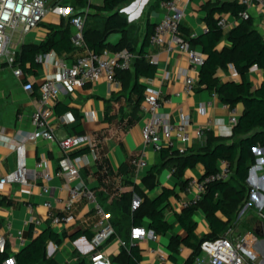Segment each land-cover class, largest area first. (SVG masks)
<instances>
[{
    "label": "crops",
    "instance_id": "crops-1",
    "mask_svg": "<svg viewBox=\"0 0 264 264\" xmlns=\"http://www.w3.org/2000/svg\"><path fill=\"white\" fill-rule=\"evenodd\" d=\"M88 1L95 5L102 3V0ZM153 1L129 0L123 3L122 9L126 13H122L121 10L119 13L126 18L128 29L123 34L112 32L104 37V42L111 47L110 49L120 43V47L129 48L135 55L132 67L118 74L119 86L113 87L104 79L98 78L73 93L62 90L53 106L54 117L69 114L68 118H72L68 123L55 124L56 138L79 134H90L94 138V150L89 149L87 153L79 156H69L79 166L80 179L102 203L114 234L102 245L94 246L91 240L97 230L98 218L92 206L86 201H79L74 205L72 222L59 224L51 222L48 212L60 214L63 202L68 196L67 184L57 165L63 153L54 141L39 136L29 138L25 144L29 183L0 185V199H3L0 203V234L7 238L11 255L8 264L13 262V255L29 242L30 230L35 237L46 228L56 233L59 241H48L44 252L46 257L58 264L65 262L71 264L78 259H83L89 264L91 259L98 255L107 258L110 264H124L129 246L126 244L128 234L133 226L131 214L134 210L130 206L132 197L136 195L142 204L145 200H154L163 190L171 193L166 203L159 209H163L164 219L171 228L165 234H157V240L145 238L133 243L140 249L139 264L192 263L194 255L192 256L190 248L180 243L177 253H172L171 249L177 244V240L184 236L183 229L176 221V214L183 210L180 201L184 194L180 182L200 178L204 174V167L196 163L192 167H186L177 177L173 172L174 164L176 158L182 154L174 152H177L175 147L179 146V143L172 149H165L164 153L154 152L144 144L141 130L150 115L142 109L143 99L146 93L157 92L162 100L160 113L172 122L187 123L191 133L186 149L204 146L205 137L198 139L193 135V130L199 127L215 136L231 140L233 138V126L229 122L231 107L222 104L214 93L198 89L200 66L193 67L185 53L179 50L167 51L164 46L152 47L149 43L143 47L142 55L145 61H148V55L154 56L155 73L152 78L137 77L136 82L142 88L143 98L139 106L134 105L137 95V90L134 89L135 70L139 58L137 55L147 35V23L152 24L147 11ZM212 3L213 0L188 1L181 21L187 34L198 36L204 32L206 29L204 18ZM243 9L249 15L248 20L252 27L264 38V10L257 6ZM143 12L144 18L140 20ZM77 13L84 15L87 29L92 28L89 25L99 20L87 17V14H94L91 9L85 7L84 11L79 10L77 0H54L43 21L23 36L19 48L23 43L49 45L63 34L71 38L73 28L69 24V18ZM241 13L234 16L227 8L219 15L214 14L216 20L223 17L226 22V26L220 29L222 39L217 45L218 51L231 46L227 36L244 19ZM101 24L93 26L95 25L99 31ZM48 25L51 27L48 28ZM194 48L200 52L198 46ZM115 49L117 48H113V51ZM81 53L83 50L76 48L72 52L55 53L49 50L38 56L42 57L41 61L38 60L41 66L35 73L22 71L20 78L13 75L10 67L0 63V177L15 167V155L11 148L13 142L25 139L34 132L31 116L38 106L40 83L47 75L57 73L60 63L69 66ZM52 59L53 63L50 61ZM186 76L194 79L195 87L191 93H185L183 90ZM215 77L220 82L240 81V75L231 63H225L223 67L218 68ZM243 79L250 85L251 90H254L264 81V69H247ZM26 83L32 84L31 91L23 89ZM233 108L238 117L243 109L242 104L238 103ZM127 119L134 120L133 124H125ZM119 121L122 122L121 125ZM81 149L83 148L73 152ZM251 154L253 162L250 167L251 173L250 175L248 173L245 182L248 187L245 198L236 204L235 212L229 219L220 212L215 213V218L224 225L225 232L229 230L232 236L255 231L258 239L254 244V250L258 256V264H264V218L260 216V211L264 207V146H257ZM40 159L45 162L51 174L48 195L41 192V182L35 177L34 164ZM97 160L103 167L97 166ZM139 160H143L145 166L140 167ZM219 163L220 161L218 165ZM225 199L226 202L230 201ZM45 201L50 202V208L44 206ZM124 207L127 210H124ZM193 219L196 222L195 234L198 238L211 234L208 220L201 208L196 209ZM140 223L150 230L146 216L141 217ZM19 232L25 239L23 246H18L17 243L16 237ZM160 255L164 257L162 261L159 259Z\"/></svg>",
    "mask_w": 264,
    "mask_h": 264
},
{
    "label": "built area",
    "instance_id": "built-area-1",
    "mask_svg": "<svg viewBox=\"0 0 264 264\" xmlns=\"http://www.w3.org/2000/svg\"><path fill=\"white\" fill-rule=\"evenodd\" d=\"M54 0H0V63H5L11 68L15 77L22 76L21 69L13 65L14 54L19 50L21 39L31 30L35 29L50 11V4ZM189 0H163L157 8L147 13L152 21L153 29L149 35V45L152 47L164 46L167 51L179 50L187 55L193 67L201 66L203 55L194 47H191L187 38L195 37L194 34H185L180 30L181 21L185 8ZM221 1V0H218ZM244 8L257 6L264 10V0H235ZM241 16L248 19L249 15L242 11ZM69 24L73 28L71 43L76 49H82L83 53L76 56L69 65L60 63L57 73L47 75L38 88L37 108L33 111L31 119L34 132L25 139L14 141L11 148L15 155V167L0 177V185L20 184L27 185V161H26V140L37 136L45 140L54 141L63 153V157L58 161V169L66 182L67 199L63 202V209L60 214L48 212V218L53 224L70 223L73 221V208L79 201H86L92 206L93 212L98 218L96 232L92 238L94 246H100L113 234V228L108 224V215L102 204L97 200L94 192L88 188L80 179L79 166L70 158V153L80 149L88 148L94 150L95 141L90 134H79L55 137V124H65L72 121L69 114L54 117L53 106L58 100L62 90L73 93L84 85L93 82L98 78L104 79L111 86H119L116 77L117 71L129 70L132 67L135 55L124 48L118 51L103 49L101 53L94 54L86 48L83 31L85 17L83 14L72 15ZM219 29L226 26L223 17L218 18ZM206 30V29H205ZM204 30V31H205ZM14 47V50L11 47ZM51 56V55H50ZM148 61L156 64L153 55H148ZM42 60V57L37 58ZM51 63L54 60H50ZM46 62V61H45ZM256 65L250 70H255ZM195 87L194 79L185 77L183 90L191 93ZM26 91L32 90V84L26 83L23 86ZM162 100L157 92L150 91L145 94L142 109L147 112L149 120L142 127V139L144 144L149 146L154 152L162 149H172L176 143L179 146L175 150L182 154L189 143L190 133L186 122L175 123L167 119L160 113ZM53 119L55 121L53 122ZM229 122L234 126L237 122V114L234 108L230 109ZM205 129L196 128L193 135L200 139L204 137ZM140 167L145 166L143 160L138 161ZM35 177L39 179L41 192L45 195L50 193L48 182L51 174L43 160H37L34 164ZM231 175V169L226 161H220L218 169L211 174L202 175L198 179H189L182 186L184 198L180 201L182 209L198 203L208 186L214 182L227 181ZM59 202V200L56 199ZM140 205V199L134 195L131 199V209L135 210ZM44 206L50 208L49 201L44 202ZM264 218V215H261ZM18 246L25 244V239L19 232L17 235ZM150 238L157 240V234L143 226H132L128 234V245L136 241ZM258 237L255 231H246L232 236L229 230L215 239L203 240L199 244V253L193 257L191 264H258V256L254 250V244ZM7 238L0 234V253L5 250ZM125 245V244H124ZM162 261L164 257L159 256ZM63 264H69L65 262ZM89 264H110L107 258L101 255L91 259Z\"/></svg>",
    "mask_w": 264,
    "mask_h": 264
},
{
    "label": "trees",
    "instance_id": "trees-1",
    "mask_svg": "<svg viewBox=\"0 0 264 264\" xmlns=\"http://www.w3.org/2000/svg\"><path fill=\"white\" fill-rule=\"evenodd\" d=\"M127 1L129 0H102L100 5H95L88 0H77L79 10L84 11L86 7L94 12V14H87L88 18L97 19L98 14H103L102 19H100L102 24L99 31L96 30L95 25L93 26L95 23L92 25L88 24L92 27L88 29L86 22L84 24L83 37L89 51L99 54L106 48L111 51L115 47L117 48L115 51L123 49L119 46L120 43L110 49L111 47L105 44L104 37L112 32H121L123 34L128 29L129 24L126 18L117 12L120 6ZM160 1L163 0H154L153 4L149 6L147 13L155 9ZM227 8L230 9L234 16H238L244 10L243 6L236 1L222 3L218 0H213L204 18L206 30L198 36L187 38V41L191 47L198 46L203 55V62L198 72V89H206L214 93L222 104L231 108L241 103L243 109L237 117L236 124L233 126V138L231 140H226L223 137L213 135L210 131H205L204 146L186 149L181 156L176 158L173 172L179 177L186 167H192L194 164L199 163L204 167L203 175H207L214 173L218 169V162L223 160L228 163L231 175L227 181L210 184L198 203L176 214V221L183 229L184 236L177 240V244L172 247V253H177L178 245L181 243L192 250V256H196L199 253V244L203 240L215 239L226 231L224 225L215 218V213L220 212L229 219V216H232L235 212L236 204L245 198L248 191L245 182L253 162L252 150L257 146H264V81L261 82L258 88L251 90L250 85L243 79L244 72L253 65L264 69V38L252 27L250 20L243 19L240 25L233 28L227 36L231 41V46L226 50L218 51L217 45L222 39V33L217 25L218 19L216 20L213 16L214 14L219 15ZM47 27L50 28L51 26L48 25ZM152 29L153 24L147 23V35L143 39L141 50L137 55L139 58L135 70L134 89L137 90L134 101L135 106H139L143 98L142 88L136 82L137 77L152 78L155 73V64L145 61L142 55L143 47L149 43L148 39ZM180 30L187 34L182 25ZM74 49L70 36L66 34L52 41L49 45L45 43L39 45L23 43L14 54L13 65L18 66L21 71L35 73L36 69L41 66V63L37 60L40 54L49 50H53L55 53L60 51L72 52ZM126 49L130 51L129 48ZM225 63L233 65L240 75L239 82H220L215 77L217 69L223 67ZM3 65L6 66L5 63ZM126 71H117L116 77H118L119 73ZM133 122L134 120L127 119L125 124L132 125ZM121 123L119 121L120 125ZM88 151V148H83L71 153L70 156H79ZM160 152L164 153L166 150L162 149ZM174 153L178 154V152ZM96 164L98 167H103V164L98 160ZM186 182L187 180H181V187ZM170 193L167 190H163L154 200L143 201L131 214V224L133 226H141V217L146 216L148 228L153 233L165 234L171 228V225L164 219L163 209L159 208L166 203ZM225 198L230 199V201L226 202ZM2 201L3 199H0V203ZM197 208L203 210L211 231V234L203 235L200 238L195 234L196 222L193 219ZM123 209L127 210L125 207ZM260 214L264 215V207H262ZM28 236L29 242L13 255V262L10 264H58L51 258L46 257L44 252L48 241H59L56 233L50 228H46L35 237H33L30 230ZM126 240L124 241L126 242ZM10 258L11 255L6 245L5 250L0 253V264H8ZM139 262L140 249L136 245L130 244L124 264H139ZM71 264L86 263L83 259H78Z\"/></svg>",
    "mask_w": 264,
    "mask_h": 264
},
{
    "label": "rangeland",
    "instance_id": "rangeland-1",
    "mask_svg": "<svg viewBox=\"0 0 264 264\" xmlns=\"http://www.w3.org/2000/svg\"><path fill=\"white\" fill-rule=\"evenodd\" d=\"M91 1L94 2V1H96V0H91ZM131 1H132V0H131ZM123 7H124V4L121 5V7L117 10V12H119V11L121 10L122 13H126V11H125L124 9H122ZM156 8H157V7H156ZM144 12H145V11H144ZM144 12L142 13V15H141V17H140V20L144 18V17H143ZM102 16H103V14H98V15H97V19H99V20H98V21H95V24H98V23L100 24V23H102V20H100V19H102ZM11 49L14 50V47L12 46ZM99 202H100V201H99ZM100 203H101V202H100ZM101 204H102V203H101ZM102 206H103V205H102Z\"/></svg>",
    "mask_w": 264,
    "mask_h": 264
},
{
    "label": "water",
    "instance_id": "water-1",
    "mask_svg": "<svg viewBox=\"0 0 264 264\" xmlns=\"http://www.w3.org/2000/svg\"><path fill=\"white\" fill-rule=\"evenodd\" d=\"M80 14H82V13H77V14H75V15H80ZM250 173H251V168L249 169V175H250ZM248 179V178H247ZM10 261H8V263H9Z\"/></svg>",
    "mask_w": 264,
    "mask_h": 264
}]
</instances>
